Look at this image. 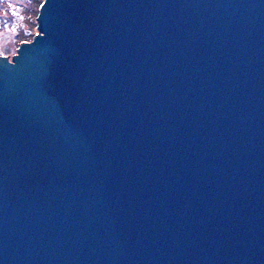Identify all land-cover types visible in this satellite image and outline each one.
I'll list each match as a JSON object with an SVG mask.
<instances>
[{
	"label": "water",
	"instance_id": "obj_1",
	"mask_svg": "<svg viewBox=\"0 0 264 264\" xmlns=\"http://www.w3.org/2000/svg\"><path fill=\"white\" fill-rule=\"evenodd\" d=\"M0 56V264H264V0H44Z\"/></svg>",
	"mask_w": 264,
	"mask_h": 264
},
{
	"label": "rangeland",
	"instance_id": "obj_2",
	"mask_svg": "<svg viewBox=\"0 0 264 264\" xmlns=\"http://www.w3.org/2000/svg\"><path fill=\"white\" fill-rule=\"evenodd\" d=\"M31 1H34L33 6ZM42 1H0V56L8 54L12 58L24 41L33 39L38 31L37 17ZM19 2L24 5L16 6Z\"/></svg>",
	"mask_w": 264,
	"mask_h": 264
},
{
	"label": "trees",
	"instance_id": "obj_3",
	"mask_svg": "<svg viewBox=\"0 0 264 264\" xmlns=\"http://www.w3.org/2000/svg\"><path fill=\"white\" fill-rule=\"evenodd\" d=\"M0 1H3V0H0ZM6 1H10V0H4V3L6 2ZM44 1V0H43ZM43 1L41 2V4L43 3ZM31 4H32V6L34 5V1H31ZM18 5H21V6H23L24 5V3L23 2H19V3H17V5L16 6H18ZM24 15H25V13H24Z\"/></svg>",
	"mask_w": 264,
	"mask_h": 264
}]
</instances>
